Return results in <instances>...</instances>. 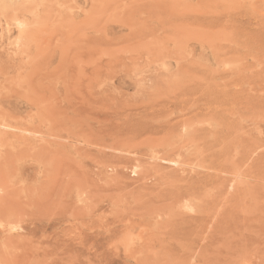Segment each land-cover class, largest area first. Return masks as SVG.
Masks as SVG:
<instances>
[{"label": "rangeland", "instance_id": "rangeland-1", "mask_svg": "<svg viewBox=\"0 0 264 264\" xmlns=\"http://www.w3.org/2000/svg\"><path fill=\"white\" fill-rule=\"evenodd\" d=\"M241 90L264 102V0H0V264H264L239 205L256 187L264 205V120L240 177L214 157L213 106H175Z\"/></svg>", "mask_w": 264, "mask_h": 264}, {"label": "bare ground", "instance_id": "bare-ground-1", "mask_svg": "<svg viewBox=\"0 0 264 264\" xmlns=\"http://www.w3.org/2000/svg\"><path fill=\"white\" fill-rule=\"evenodd\" d=\"M24 11L27 12V10H24ZM22 19H25L24 13L13 16V20H16L18 22V25H19L18 27L20 28V30H23L24 27H26L23 24L24 22L22 23V21H21ZM2 26L5 27L7 30V31H4L2 34L11 33L9 21H4V24ZM29 37L27 35V39ZM21 56H24V55H21ZM21 56H20V60L22 62H24L25 59H23ZM24 63H27V62H24ZM24 63H22V65ZM6 71H8V69H5L4 72H6ZM182 76L185 77V74H182ZM198 84L201 85L200 83H197L196 85H190V86H189V83L187 84V86L181 84L179 86V88L181 90L180 95L183 97V95L186 93V91L196 90L197 88H199ZM211 94L212 95H209V96L206 95L207 101L208 102H215L216 104L205 103L203 105L201 103V105H200V102H194L195 98H194V100H192L191 103L188 101L182 102L181 99L177 95L175 97V100H176L175 106H178L181 109H184L185 107L190 105L191 108L186 110L187 114L194 113V111L199 110L200 107L203 106L205 108V111H206L205 116H211L212 117L210 111H207L210 107L209 105H212L213 106V110H212L213 116H215V119L217 120L216 121L217 125H215V127L213 125L214 130L216 128L214 133L216 134L215 136L221 137V138L219 140L217 137H215V138L213 137L214 139H213L211 145H214L215 147L216 146H222V150L220 151L221 155L215 154L214 157H217V158L221 157L222 161H221L220 168H221L222 172H224V173L231 172V171L237 172V173L240 172V177L244 176V175H245V177H247L249 175L248 173H250V171H243L242 168L244 167L245 163L249 160L250 152H251L252 148L253 149L255 148V147H253V144L249 141V135H250V129L249 128H250V126L257 125V124H258V126H260V124L262 123V120H264V114H262L261 110H259V109H264V105H263L264 102H262L261 99L255 100L254 97H252L250 95V91H247V90L237 91V94H234L230 91H228L226 94H224L223 92H215L214 91V92H211ZM234 111H237L239 113V115H241V120L239 122L235 121V120L229 121V118L224 116V114L227 115V112H231L233 114ZM202 115H204V114H201V116ZM234 115L235 116L237 115L236 112L233 114V116ZM199 116H200V114H199ZM236 119H237V117H236ZM191 128H192V126H191ZM219 128L222 129L221 132H226V133L223 134L221 132H218V130L220 131ZM201 133L203 134L204 132L198 130L197 128L196 129L194 128L193 133L191 134V140L194 143H196L197 139L199 138L198 135H201ZM239 133H243L244 135L241 136V135H239ZM259 172H261V171H259ZM258 174H255V176H253V177L256 179L259 178V179L263 180L264 178L261 177V174L260 175H258ZM116 186H118V185L116 184ZM235 188H236V191H235L234 195H236L237 193L240 192L238 190L239 187L238 188L235 187ZM258 189L259 188H257V187L254 189H251V190L247 189V190H244L243 193H240V197H241V195H243L244 198H240L241 201H240L239 205L245 209V213L246 212L249 213L250 218L253 222H255V221L258 222L255 219V218H257V216L261 217L260 221L264 222V214H260V213H264V205H259L260 198L258 196H256V194H255V193H257ZM139 194L140 193H138V195ZM224 194H225V189H223V187H221V186L217 187L216 191L213 195L214 196L213 200L218 201ZM182 197L183 196L180 195L179 198H182ZM235 208H236V206H234V209ZM225 210H227L226 207L222 208L223 214L218 213V217L220 218V216H221L222 219L220 218V219H216L215 221H213V223H212L213 228H217L221 224L224 226H228L229 222L233 221L230 218H235V214L231 213L228 215V217H226L225 216ZM207 212L208 211H206V213H201L200 214L201 216L196 215L197 217H192L191 219L195 220V222H205V225H209L210 222H212V219H211L212 217H210L211 215L208 214L209 212L208 213ZM154 213L155 214L158 213V215L162 218H163V215L171 214L170 210L167 212L166 209L159 210V212H154ZM253 214H255V215H253ZM14 216H15V218H17V220L19 219L17 217L18 215L15 214ZM222 216L225 218L223 219ZM162 222H158L157 224H156V222H154V224L158 225V224H161ZM133 224H134V226L136 225V223L134 221H133ZM151 224H152V219L148 218V217L141 219V221L139 222L138 225L142 230V234L140 235V240L142 242H144L146 240V229L148 227H150ZM52 228H54V225L43 226V224H42L41 226L34 228L30 232H31V234H34V233H36L35 231H39L42 234H47V233H49V230H51ZM131 230L132 229H128L127 231L131 232ZM13 231H14V228H8L6 225H2L0 228V235H3V237H4L3 240L5 242H7L11 239V237H13V236L9 237V234H12ZM88 238L94 239V236H88ZM96 243H97V241H95V239L93 241H91L89 249H92L96 245Z\"/></svg>", "mask_w": 264, "mask_h": 264}]
</instances>
